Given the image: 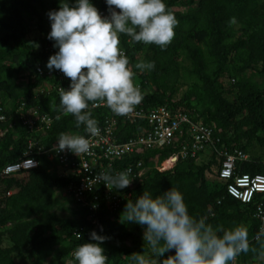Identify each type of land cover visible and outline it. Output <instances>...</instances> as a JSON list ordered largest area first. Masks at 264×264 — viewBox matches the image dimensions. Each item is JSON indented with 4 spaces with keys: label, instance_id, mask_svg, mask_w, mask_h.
<instances>
[{
    "label": "trees",
    "instance_id": "trees-1",
    "mask_svg": "<svg viewBox=\"0 0 264 264\" xmlns=\"http://www.w3.org/2000/svg\"><path fill=\"white\" fill-rule=\"evenodd\" d=\"M90 2L98 10L108 12L106 0ZM164 2L178 20L175 37L165 49L130 43L129 37L120 36L136 73L135 82L144 94L136 108L165 106L185 112L192 121L213 129L219 139L216 149L253 153L248 160L237 161L236 173L264 174V0ZM68 3L73 5L75 0ZM185 4L189 6L185 13L176 9ZM59 6L60 0H0V116L4 118L0 120V130H5L0 135V170L25 157L29 138L48 149L61 133L87 137L84 127L77 128L71 115L56 119L60 113L55 110L59 104L55 90L40 91L42 83L56 82L46 76L44 65L58 52L53 47L55 42L47 38L51 31L47 13L59 10ZM233 19L235 22L230 23ZM31 31L40 34L36 42L27 39ZM140 61H154L155 67L141 72L135 68ZM36 66L43 74H37ZM222 78L228 83L222 82ZM20 105L24 110L34 108L48 115L52 119L50 127L42 132L23 126L18 114ZM89 111L98 125L109 113L107 107ZM144 128L143 124L119 119L117 141H127ZM180 146L175 143L141 150L116 161L119 172L137 162L142 163L146 172L127 188L130 198L115 209L103 204L94 212L76 204L67 193L69 179L59 176L56 161L50 160L46 152L35 154V168L0 178L5 185L0 192V264H66L77 246L94 242L90 240V213L99 220L97 234L109 238L101 245L108 256L107 264H131L130 254L147 252V244L139 238L144 227L127 223L121 217L126 203L130 199L135 201L144 191L155 197L171 188L183 194L190 215L206 217L214 227L245 224L250 241L259 248L253 239L259 227V221L253 217L259 196L254 202L243 204L226 193L225 184L216 178L224 157L214 148L179 157L169 169H156L163 160L177 154ZM11 188L14 192L5 195ZM56 192L66 202L75 203L67 214L58 211L66 212V206L60 203ZM75 232L80 236L76 237ZM171 254L174 253H166L163 258ZM236 264L264 261L250 252L240 254Z\"/></svg>",
    "mask_w": 264,
    "mask_h": 264
},
{
    "label": "clouds",
    "instance_id": "clouds-1",
    "mask_svg": "<svg viewBox=\"0 0 264 264\" xmlns=\"http://www.w3.org/2000/svg\"><path fill=\"white\" fill-rule=\"evenodd\" d=\"M106 4L108 16H102L90 0H75L73 5L60 0L59 10L47 13L51 22L47 38L55 42L58 52L49 57L46 66L49 71L59 70L71 82L69 90L59 89L55 110L60 114L56 119L71 115L75 126H83L93 137L100 129L89 111L90 104L129 116L144 98L126 51L121 49L120 36L129 37L130 43L156 45L163 50L174 39L178 25L164 0H106ZM154 67V61L135 64L141 72ZM57 142L56 151L68 150L78 157L90 152L84 135L61 133ZM130 174V168L116 174L102 172L88 178L86 187L92 190L102 182L109 190L124 189L132 183ZM122 216L127 223L144 227L147 252L130 254L131 264H236L240 254L250 252L264 258V223L253 237L257 248L243 223L214 227L206 217L190 215L183 194L175 188L155 197L144 191L135 201L128 200ZM107 239L92 231L90 240L94 242H85L72 252L74 264H107L108 256L101 246ZM166 253L174 254L163 258Z\"/></svg>",
    "mask_w": 264,
    "mask_h": 264
},
{
    "label": "built area",
    "instance_id": "built-area-1",
    "mask_svg": "<svg viewBox=\"0 0 264 264\" xmlns=\"http://www.w3.org/2000/svg\"><path fill=\"white\" fill-rule=\"evenodd\" d=\"M99 12L102 16L109 15V12L106 13L104 10H99ZM121 49L125 52L122 46ZM35 70L37 74H43V70L39 66H36ZM46 76L53 77L56 82L42 83L40 85L41 92L49 93L53 89L59 93L60 87L69 90L71 82L59 70L54 69ZM100 107L106 106L89 105V109ZM18 114L22 125L29 130L36 129L43 132L44 128H49L52 123V119L48 115L40 113L34 108L24 110L23 105L19 106ZM119 119L143 124L146 128L127 141H117L118 135L115 130ZM0 120H4V118L0 116ZM98 127L100 129L98 136L93 137L87 134L86 137L90 142V152L80 157L68 150L56 151L57 141L48 149H44L39 141L29 138L23 153L25 157L5 164L0 170V177L16 176L23 171L35 168L38 165V160L34 155L46 152L50 160L56 161L59 176L69 179L67 193L76 204L94 212L103 204L109 209H115L131 196V191L127 190L128 187L109 190L102 182L96 184L92 190L86 187L88 178H94L102 172L119 173L115 167L116 161H121L124 157H129L137 151L180 143L181 146L177 154L156 166L158 171H163L173 167L179 157L194 156L200 151L214 148V151L224 157L216 178L225 184L228 195L243 204L254 202L255 198L259 196L258 202L254 204L253 217L259 221V227L264 223V219H262L264 217V174L236 173L237 161H246L249 155L239 150L227 152L225 149H216L215 145L219 139L215 138L211 127L198 121H192L188 114L179 109L169 110L165 106L154 109L136 108L129 116L115 115L109 109L108 115ZM4 134L5 130H0V135ZM129 168L131 169L130 179L140 178L146 172L141 162H137L125 170ZM89 217L92 218L93 225L91 232L96 231L99 227V220L94 213H90ZM74 234L76 237L80 236L78 232ZM72 252L69 264L74 262Z\"/></svg>",
    "mask_w": 264,
    "mask_h": 264
},
{
    "label": "rangeland",
    "instance_id": "rangeland-1",
    "mask_svg": "<svg viewBox=\"0 0 264 264\" xmlns=\"http://www.w3.org/2000/svg\"><path fill=\"white\" fill-rule=\"evenodd\" d=\"M183 1H186V0H183ZM188 7L189 6H186V4L184 5V6H181V7H176V9H179L180 11H182L183 13H185L186 12V9H188ZM191 7H192V5H191ZM38 37H40V34L38 35V33H36V31H31V33L28 35V40L29 41H33V42H36L37 41V38ZM47 65V64H46ZM46 65H44L45 67H44V69H46V71L48 72V73H51L53 70H51V71H49V69L47 68V66ZM40 67H42L41 65H39ZM30 72V71H29ZM45 72V71H44ZM24 81V79H21L20 80V83H22ZM222 82H224L225 84H227L228 82H227V79H223L222 78ZM179 94H180V91H179ZM248 155L250 156V155H253V153H250V152H248ZM209 178H211L210 176H209ZM212 178H214V177H212ZM215 179V178H214ZM1 187V186H0ZM1 190H2V188H1ZM0 190V191H1ZM1 195H0V199L1 198H3V194L2 193H0ZM55 195H57V197H58V199H59V201H60V203L62 202L63 203V206H66V212L65 211H60V210H58L60 213H63L64 212V214H67L68 212H69V210L71 209V208H73V207H75V203H73V202H66L65 201V199H64V197L62 196V194L60 193V192H56L55 193ZM69 197V196H68ZM140 238V240L141 241H144L143 240V233L141 234V236L139 237ZM258 260L259 261H264V258H261V257H259L258 256ZM66 264H68V263H66Z\"/></svg>",
    "mask_w": 264,
    "mask_h": 264
},
{
    "label": "crops",
    "instance_id": "crops-1",
    "mask_svg": "<svg viewBox=\"0 0 264 264\" xmlns=\"http://www.w3.org/2000/svg\"><path fill=\"white\" fill-rule=\"evenodd\" d=\"M0 178H3V177H0ZM0 186H1V187H0V190H1V188H2V190L5 189V185H4V183H1V182H0ZM2 190H1V191H2ZM14 190H15V189H12V188H11V189H7V190L5 191V192H6L5 195H11V194L14 192ZM1 191H0V192H1ZM46 261H48V260H46ZM66 263L69 264V261L66 262Z\"/></svg>",
    "mask_w": 264,
    "mask_h": 264
}]
</instances>
